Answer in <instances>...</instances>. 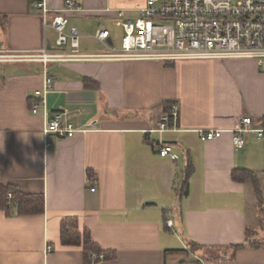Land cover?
Segmentation results:
<instances>
[{
    "label": "crops",
    "instance_id": "crops-1",
    "mask_svg": "<svg viewBox=\"0 0 264 264\" xmlns=\"http://www.w3.org/2000/svg\"><path fill=\"white\" fill-rule=\"evenodd\" d=\"M46 1L55 9L64 3ZM78 1L87 11L72 16L67 29H78L85 54L110 52L95 37L99 28L110 30L114 44L108 7L135 15L146 2ZM45 46L54 49L56 36L48 35L32 0H0V48ZM47 71L49 112L64 108L88 129L45 138L42 111H31L34 91L44 85L43 63H0V187L14 183L45 197L40 214H7L0 206V264H85L81 246L62 244L66 216H78L93 240L114 252L91 264H264V243L231 247L264 242V201L260 213L251 184L231 176L234 168L255 170L264 192V136L244 131L239 147L232 131L244 115L264 125V71L256 60L89 58L52 61ZM85 78L94 83L85 85ZM165 101L176 104L178 117L166 130H152ZM207 128L223 132L200 139ZM159 142L171 144L173 154L160 155Z\"/></svg>",
    "mask_w": 264,
    "mask_h": 264
},
{
    "label": "built area",
    "instance_id": "built-area-1",
    "mask_svg": "<svg viewBox=\"0 0 264 264\" xmlns=\"http://www.w3.org/2000/svg\"><path fill=\"white\" fill-rule=\"evenodd\" d=\"M32 6L40 10L44 28L56 31V47L45 46L39 52H18L0 48V63L17 60H39L43 63L44 85L34 91L32 113L42 111L45 138L72 137L88 128L77 126L66 109L49 112L47 95L52 89L53 78L47 71L49 62L72 59H134L172 62L183 59L251 58L264 71V0H146L130 15L124 8L106 10L113 14L115 24L123 28L121 47L114 50L108 42L110 30L99 28L95 37L110 52L85 54L79 51V31L67 29L72 16L87 11L78 0H64L60 9L51 8L46 0H32ZM178 108L163 112L158 125L152 130H166L170 119L176 121ZM253 118L244 115L233 131L236 146L244 144V131L264 136V125L254 126ZM222 129H201L202 140L219 137ZM50 142L47 141V145ZM172 145L159 142L162 156L172 155ZM172 225L171 220L167 221ZM104 257V253L98 255Z\"/></svg>",
    "mask_w": 264,
    "mask_h": 264
},
{
    "label": "trees",
    "instance_id": "trees-1",
    "mask_svg": "<svg viewBox=\"0 0 264 264\" xmlns=\"http://www.w3.org/2000/svg\"><path fill=\"white\" fill-rule=\"evenodd\" d=\"M85 85H91L94 81L90 78H85ZM174 102L165 101L164 109L169 112ZM172 121V119H170ZM193 171L192 164L189 162L183 172L182 191H187V183L189 176ZM231 176L233 180L239 182L250 183L256 195V204L262 212V204L264 201V192L262 188V180L260 174L249 168H234ZM89 177H93V173L89 171ZM0 206L7 214H12L13 209L19 215L40 214L45 209V197L43 193H27L21 187L14 183L2 184L0 187ZM60 237L62 244L81 246L83 249L85 264L97 262L100 259H105L114 256V252L103 249L91 236L89 228L81 226L78 216H66L61 220ZM259 239H250V242H243L232 244L233 249H239L246 245H258L264 242H259ZM192 246L200 245L198 242H191ZM183 249H173V251H180ZM104 253V257L100 258L98 255Z\"/></svg>",
    "mask_w": 264,
    "mask_h": 264
},
{
    "label": "rangeland",
    "instance_id": "rangeland-1",
    "mask_svg": "<svg viewBox=\"0 0 264 264\" xmlns=\"http://www.w3.org/2000/svg\"><path fill=\"white\" fill-rule=\"evenodd\" d=\"M110 28L114 34V50L119 49L121 47V38L123 35V29L121 26H117L115 24H110ZM48 30V35L52 38H55L56 36V32H54L52 29H50V27L46 28ZM54 32V33H53ZM177 179L180 180L181 179V171L178 172V176ZM255 226V221L251 222V228H253Z\"/></svg>",
    "mask_w": 264,
    "mask_h": 264
}]
</instances>
